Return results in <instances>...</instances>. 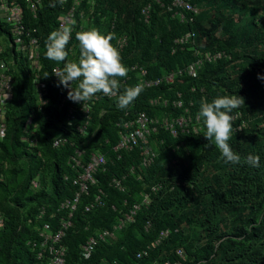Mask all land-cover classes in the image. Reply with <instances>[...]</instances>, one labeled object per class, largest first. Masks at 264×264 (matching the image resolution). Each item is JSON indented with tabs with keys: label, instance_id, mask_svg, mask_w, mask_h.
<instances>
[{
	"label": "trees",
	"instance_id": "obj_1",
	"mask_svg": "<svg viewBox=\"0 0 264 264\" xmlns=\"http://www.w3.org/2000/svg\"><path fill=\"white\" fill-rule=\"evenodd\" d=\"M75 1L43 0L37 17L30 19L41 39L40 74L48 91V103L42 110H38L36 88L25 62H18L15 70L8 132L0 139V212L4 218L0 264H50L47 254L39 257L42 230L49 223L56 232L61 219L68 217L61 206L75 199L79 186L74 180L95 151L108 160L105 169L95 174L97 182L90 192L81 195L71 217L72 225L63 238L67 264H165L179 260L182 264H264V0H191L199 8L198 14L173 6V0H80L78 6ZM74 6L67 60L79 58L78 32L96 29L111 34L112 44L128 68L127 76L119 78L120 94L140 79L138 72L130 70L132 64L146 67L148 74L143 78L147 80L185 69L199 57L198 52L223 51L224 55L206 62L196 76L185 72L171 83L144 88L127 109H119L117 102L98 93L88 134H84L80 127L86 114L78 106L74 118L68 115L70 106L77 104L64 101L66 94L54 75L55 67H64V62L46 56L48 36L59 30L58 18ZM146 6H151L148 21L142 13ZM190 32L194 33L191 39L177 42ZM122 37H127L128 43L120 49L117 43ZM11 56L18 61L16 51ZM234 94L242 102L231 113L229 143L240 157L237 164L222 158L214 141L204 137L202 119L199 128L191 132L174 135L160 129L153 134L149 144L156 156L146 168L140 148L115 150L127 113L132 116L147 111L157 117H178L188 108L196 122L202 102ZM154 98L171 102L152 105ZM179 98L184 107L174 105ZM31 114L37 130L27 136L38 139L37 148L21 139ZM61 135L70 142L53 147L54 139ZM77 149L83 152V167L74 165ZM249 156L260 157L261 166H251ZM114 177L122 180L124 190L113 184ZM34 179L40 181L39 188L33 185ZM98 194L103 205L87 210ZM136 204L139 209L134 220L118 230L115 239L100 240L86 256L83 244L102 229H113ZM165 230L170 233L161 238ZM158 239L161 241L155 244ZM145 250L147 255L137 256Z\"/></svg>",
	"mask_w": 264,
	"mask_h": 264
},
{
	"label": "built area",
	"instance_id": "obj_2",
	"mask_svg": "<svg viewBox=\"0 0 264 264\" xmlns=\"http://www.w3.org/2000/svg\"><path fill=\"white\" fill-rule=\"evenodd\" d=\"M43 0H0V22L3 25V28H0V139L4 138L8 132V123L7 115L10 110V105L14 97V84L16 82L15 70L17 69V63L21 60L25 62V66L28 68L30 77L33 79V85L36 88L37 95V105L38 110H42L44 106L47 105V95L48 91L46 89V84L42 80L40 71L42 69L41 63V45L40 37L37 35V29L31 26V20L35 19L38 15V11L42 7ZM66 0H63L65 2ZM191 0H174L173 6L180 7L183 10L191 11L195 14L199 13V8L194 6ZM76 6L80 3V0L75 1ZM76 6L72 9L63 13L58 18V29L66 28L72 33L74 31L75 24V9ZM151 6H146L142 9L144 19L146 21L150 18ZM184 18V15L181 14ZM194 36L193 32L188 33L184 37L177 40L178 43H185ZM71 39V38H70ZM127 37H122L118 40V46L120 49H123L127 45ZM16 51L19 54L18 61L11 56V54ZM7 54H10V57H7ZM224 55V52L220 51L217 53L207 52L202 54L197 61L189 64L185 69H179V71L169 72L163 77L157 79H144L143 77L147 76L148 71L146 67L139 63L132 64L130 70L138 72L140 77L137 84H141L143 89L151 86H158L164 81L167 83L173 82L177 76L184 74L185 72L191 76H196L198 70L206 63L218 61ZM63 69L61 66H57L54 69V75L58 81V77L55 72H59ZM136 84V85H137ZM74 86V85H73ZM62 90L65 92L64 101H70L68 98V91L70 89H65L62 87ZM120 93L117 90L110 98L117 102ZM181 97V94H179ZM99 99L98 93L92 97L89 101L83 103H77V106L72 105L69 108V116L72 118L75 117V111L77 107L80 106V109L86 114V122L80 127V131L84 134H88V125L90 123V114L93 110V104ZM171 100L165 98L164 100L154 98L150 100L152 105H169ZM174 105L177 107H184V102L182 99L174 100ZM127 119L121 122L123 127L120 131V139L118 144L115 146L116 152H121L124 150H135L140 148L142 155V166L144 168L150 166L154 162L156 152L154 148L149 144V138L158 133L160 129H166L174 135H178L179 132H191L192 130H197L199 128L200 120L195 122V117L190 115L189 109H186L185 114L178 117H157L150 115L147 111H138L130 114H126ZM34 114H31L27 119V122L24 127L25 133L22 135L21 139L24 142H29L30 147L37 148L39 142L37 138H30L27 134L30 131L36 132L37 122H35ZM234 119V117H233ZM70 142V139L67 136L61 135L54 139L53 147L60 148L65 146ZM83 152L78 150L76 154L72 157L74 165L83 167ZM107 156L102 153L95 151L90 155L89 161L84 167V172L80 173L78 177L74 180V184L79 186V190L74 200H67L62 204V207L69 208L68 217L64 216L61 219V227L58 231L52 232L51 226L49 223L44 225V230H42V236L44 237L42 251L39 253V257H43L47 254L50 257V264H67L66 263V253L67 247L63 243V238L66 234V231L72 225L71 217L73 212L77 207V203L81 195L88 194L90 188L93 184L97 182L95 174L105 169L107 164ZM68 178V177H66ZM113 184L124 190L122 186V180L118 177L113 178ZM33 185L36 188L40 187V181L38 179L33 180ZM160 188V186H159ZM155 190L158 187H154ZM145 202H148V195L145 196ZM103 205L102 196L98 194L95 196V200L90 204H87L86 209L90 210L95 206ZM139 209V205L135 207L126 214V217L121 219L113 229H104L101 231L98 236H91L85 244H83L82 249L86 253V256L90 255L97 243L100 240H110L116 238V233L118 230L122 229L128 222L134 220L136 211ZM45 214V209H42V215ZM4 223V218L0 212V227ZM170 230H165L161 232V238L168 236ZM161 240L158 239L155 244H158ZM181 258L184 257L183 249L178 251ZM148 251L139 252L138 257L147 255ZM165 264H182V261L171 262L167 261Z\"/></svg>",
	"mask_w": 264,
	"mask_h": 264
},
{
	"label": "clouds",
	"instance_id": "obj_3",
	"mask_svg": "<svg viewBox=\"0 0 264 264\" xmlns=\"http://www.w3.org/2000/svg\"><path fill=\"white\" fill-rule=\"evenodd\" d=\"M70 38V31L66 28L52 31L48 36L47 58L64 62L63 69L55 72L58 86L70 89L68 98L73 102L83 103V106L97 93L111 97L120 88L119 78L128 74L119 49L112 44L114 37L96 29L78 32L75 39L79 41L80 55L75 61L67 60ZM205 53L207 52H198L200 55L195 61ZM77 81L79 83L74 87ZM142 91L141 84L126 88L118 97L117 107L121 110L129 108ZM239 97L236 94L225 95L216 97L212 102H202L196 117L204 122V137L208 141H214L222 158L233 164L240 162V157L234 153L229 143L233 132L231 113L240 108L242 102ZM235 116L237 117V114ZM247 162L257 168L261 166L260 157L249 156ZM63 209L67 212L69 210L67 207Z\"/></svg>",
	"mask_w": 264,
	"mask_h": 264
},
{
	"label": "rangeland",
	"instance_id": "obj_4",
	"mask_svg": "<svg viewBox=\"0 0 264 264\" xmlns=\"http://www.w3.org/2000/svg\"><path fill=\"white\" fill-rule=\"evenodd\" d=\"M54 196L56 197V194Z\"/></svg>",
	"mask_w": 264,
	"mask_h": 264
}]
</instances>
